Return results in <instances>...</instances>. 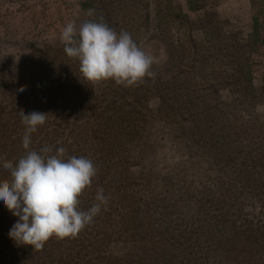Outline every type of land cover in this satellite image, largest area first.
I'll list each match as a JSON object with an SVG mask.
<instances>
[{"label":"trees","instance_id":"16d2710c","mask_svg":"<svg viewBox=\"0 0 264 264\" xmlns=\"http://www.w3.org/2000/svg\"><path fill=\"white\" fill-rule=\"evenodd\" d=\"M256 1L243 39L221 27L212 0H187L186 11L164 0H82L78 28L103 17L144 52L152 33L164 42L153 76L130 86L85 80L63 43L0 60V182L10 180L3 163L26 154L20 114L37 111L47 119L30 149L93 162L81 210L99 188L108 198L75 237L41 249L10 239L17 217L0 208V264H264V71L260 87L254 78L264 0ZM168 139L178 160L145 167Z\"/></svg>","mask_w":264,"mask_h":264},{"label":"clouds","instance_id":"9594fccd","mask_svg":"<svg viewBox=\"0 0 264 264\" xmlns=\"http://www.w3.org/2000/svg\"><path fill=\"white\" fill-rule=\"evenodd\" d=\"M91 15V12H90ZM61 41L68 57L79 61L85 80H113L117 85L130 86L144 77L153 76L152 57L133 40L130 33H119L104 22L103 17L83 22L79 28L67 23ZM25 126L22 146L26 150L15 164L3 163L8 182H0V208H6L16 222L9 238L17 245L41 249L52 237H75L89 225L106 206L103 188L95 195V203L87 210L79 207V197L96 175L93 162L83 156L65 157L63 148L55 154L45 147L31 150V135L42 126L47 115L33 111L20 114Z\"/></svg>","mask_w":264,"mask_h":264},{"label":"rangeland","instance_id":"374dc122","mask_svg":"<svg viewBox=\"0 0 264 264\" xmlns=\"http://www.w3.org/2000/svg\"><path fill=\"white\" fill-rule=\"evenodd\" d=\"M82 0H0V60L12 59L17 62L31 56L36 49L46 45H58L61 31L67 23H73L77 29L82 16ZM174 5L183 6L186 11L187 0H164ZM216 5L221 20V27L227 33L240 35L246 39L252 30L253 6L256 0H212ZM201 13L189 14L196 20ZM264 32V20L261 22ZM145 53L152 57L155 64L167 57L166 46L156 34H151L145 41ZM255 86L260 87L264 71V46H254ZM170 139L164 141L167 150L150 157L144 166L160 169L178 160L180 148L175 151ZM193 174L191 173L192 181Z\"/></svg>","mask_w":264,"mask_h":264}]
</instances>
